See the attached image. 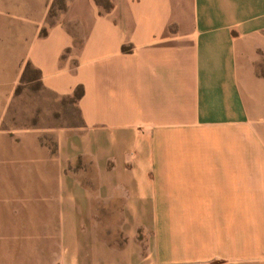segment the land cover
Segmentation results:
<instances>
[{"label":"crops","instance_id":"0c3cea01","mask_svg":"<svg viewBox=\"0 0 264 264\" xmlns=\"http://www.w3.org/2000/svg\"><path fill=\"white\" fill-rule=\"evenodd\" d=\"M108 1L24 39L43 90H82L39 196L60 264H264V0Z\"/></svg>","mask_w":264,"mask_h":264},{"label":"rangeland","instance_id":"374dc122","mask_svg":"<svg viewBox=\"0 0 264 264\" xmlns=\"http://www.w3.org/2000/svg\"><path fill=\"white\" fill-rule=\"evenodd\" d=\"M65 8L66 0H0V264H60L65 255L54 201L39 196L55 183L53 129L80 124L76 95L43 90L22 57L24 39L44 33Z\"/></svg>","mask_w":264,"mask_h":264},{"label":"trees","instance_id":"16d2710c","mask_svg":"<svg viewBox=\"0 0 264 264\" xmlns=\"http://www.w3.org/2000/svg\"><path fill=\"white\" fill-rule=\"evenodd\" d=\"M101 5H102V7L104 8V9H108L109 8V5H110V3H109V1L107 0V1H105V3H100ZM78 91V92H77ZM81 93H82V90H81V88H78L76 91H75V97H76V99L79 97V95H81Z\"/></svg>","mask_w":264,"mask_h":264}]
</instances>
